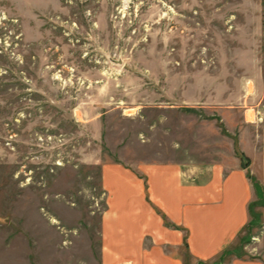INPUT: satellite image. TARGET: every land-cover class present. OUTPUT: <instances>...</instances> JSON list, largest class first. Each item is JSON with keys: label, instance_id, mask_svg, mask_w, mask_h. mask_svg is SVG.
<instances>
[{"label": "rangeland", "instance_id": "374dc122", "mask_svg": "<svg viewBox=\"0 0 264 264\" xmlns=\"http://www.w3.org/2000/svg\"><path fill=\"white\" fill-rule=\"evenodd\" d=\"M263 121L264 0H0V264H101L106 164L241 162L250 221L211 264H264Z\"/></svg>", "mask_w": 264, "mask_h": 264}, {"label": "crops", "instance_id": "0c3cea01", "mask_svg": "<svg viewBox=\"0 0 264 264\" xmlns=\"http://www.w3.org/2000/svg\"><path fill=\"white\" fill-rule=\"evenodd\" d=\"M257 136L258 144L243 148V154L260 169L264 183V121ZM249 170L242 162L233 169L224 164H142L136 170L104 165L101 264H186L184 249L200 263L221 261L250 221L255 189ZM224 263L262 264L236 255Z\"/></svg>", "mask_w": 264, "mask_h": 264}, {"label": "trees", "instance_id": "16d2710c", "mask_svg": "<svg viewBox=\"0 0 264 264\" xmlns=\"http://www.w3.org/2000/svg\"><path fill=\"white\" fill-rule=\"evenodd\" d=\"M188 110H193L192 108H189ZM241 158L242 160L246 159V156L244 154L241 155ZM249 161L247 159V162L245 164H248ZM244 169L248 168V165H242ZM166 224H169L167 221H166ZM187 258H189V254L187 255Z\"/></svg>", "mask_w": 264, "mask_h": 264}]
</instances>
